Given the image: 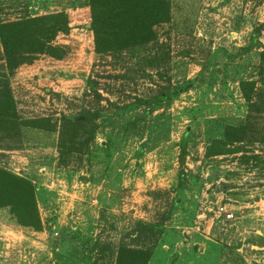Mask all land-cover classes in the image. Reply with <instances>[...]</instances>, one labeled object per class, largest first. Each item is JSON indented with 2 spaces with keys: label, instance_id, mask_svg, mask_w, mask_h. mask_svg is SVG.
I'll list each match as a JSON object with an SVG mask.
<instances>
[{
  "label": "rangeland",
  "instance_id": "obj_1",
  "mask_svg": "<svg viewBox=\"0 0 264 264\" xmlns=\"http://www.w3.org/2000/svg\"><path fill=\"white\" fill-rule=\"evenodd\" d=\"M171 2L156 42L119 59L95 56L87 0H0V24L69 23L54 40L63 59L39 56L10 79L20 135L0 137V167L33 183L37 208L30 226L0 210V264H115L121 246L152 249L148 264H264V141L208 155L247 116L239 84L259 79L264 0ZM194 79L171 103L147 104ZM86 114L69 139L64 119Z\"/></svg>",
  "mask_w": 264,
  "mask_h": 264
},
{
  "label": "trees",
  "instance_id": "obj_2",
  "mask_svg": "<svg viewBox=\"0 0 264 264\" xmlns=\"http://www.w3.org/2000/svg\"><path fill=\"white\" fill-rule=\"evenodd\" d=\"M91 12L90 31L93 36L94 54L97 58L117 57L122 54L134 56L135 51L154 44L157 40L155 28L172 20L171 0H87ZM264 23L254 31L253 39L260 36ZM69 23L64 14H52L41 17L24 18L14 22L0 24V137L15 136V107L10 90V79L22 65L31 64L39 56L61 60L68 48L54 43L59 34H68ZM252 45L243 48L249 52ZM128 56V57H129ZM258 80H243L239 90L247 104V116L240 126H227L221 139L214 140L208 147V155H225L231 152L229 147L246 143L248 140H263L264 133L259 124L264 122V50L259 54ZM131 60V59H130ZM197 81L187 80L171 91H163L147 101L153 107L169 104L179 95L196 85ZM89 89L96 91L93 83H87ZM137 104L142 103L141 100ZM77 117L64 119L63 124L70 129L64 133L71 140L82 134L93 116L86 114L82 122ZM16 129V130H15ZM52 130V129H51ZM63 131V130H62ZM65 135L63 138H65ZM62 136V132H61ZM181 152L180 163L186 151V138L178 145ZM179 182L184 175L179 174ZM36 187L28 179L17 176L0 167V210L10 209L17 219L32 225L37 208ZM146 230L159 234L160 225ZM152 249L121 246L115 258V264H148Z\"/></svg>",
  "mask_w": 264,
  "mask_h": 264
},
{
  "label": "water",
  "instance_id": "obj_3",
  "mask_svg": "<svg viewBox=\"0 0 264 264\" xmlns=\"http://www.w3.org/2000/svg\"><path fill=\"white\" fill-rule=\"evenodd\" d=\"M89 28H90V26H89ZM256 243H257V245L258 246H263L264 245V240L263 239H256Z\"/></svg>",
  "mask_w": 264,
  "mask_h": 264
}]
</instances>
